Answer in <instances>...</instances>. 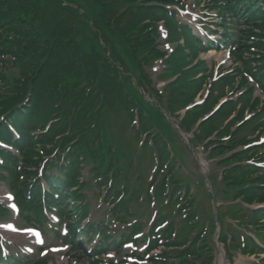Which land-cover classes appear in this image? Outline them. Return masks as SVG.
Here are the masks:
<instances>
[{
    "label": "trees",
    "instance_id": "1",
    "mask_svg": "<svg viewBox=\"0 0 264 264\" xmlns=\"http://www.w3.org/2000/svg\"><path fill=\"white\" fill-rule=\"evenodd\" d=\"M71 1L78 5V9L67 6L66 3ZM101 2L102 0H0V46H3L0 47V53L15 55L17 58L15 64L19 65L15 70L0 71V116L7 113L5 115L10 121L22 116L24 112L30 117L32 114L38 115L39 124L34 127L19 128L26 167L35 166L34 164L41 160L33 162V159H29V154L35 153L36 156H43L47 153L48 148L44 145L52 141L55 132L64 127L77 132L86 123H89L92 128H97L98 133L84 153L91 152V156L101 154L102 157L104 156L101 160L105 163V150L109 149L111 140L116 141V132L119 131L123 140L121 144L116 145L119 148L116 147L114 150L118 161L121 160L123 169L111 167L110 170L118 172L114 180L117 185L123 181L134 188L132 179L127 176L126 172L129 171L130 166L135 164L139 156H137L138 150L133 152L125 146L126 140L131 139L133 149L137 148L136 141H139L140 131L158 127V124L152 121L155 119L150 112L152 105L144 100L138 86L142 88L150 86L152 94L158 98L165 97L169 102L174 97L175 89L173 88H177L180 79L168 85L167 95L155 89L153 74L147 67L153 63V59L158 57L155 36L152 39L151 37L146 40L142 39L141 49L135 42L140 27L142 30L145 29L144 34L148 35L152 30L150 26H154L153 21H151L152 24H148L149 18L142 13L143 11L132 12L126 21L122 20L123 17L117 19L123 12L131 11V6L135 5L137 0L105 2L102 11L97 13ZM143 7L145 11L156 12L159 17L160 14L156 9H163L159 4L152 6L144 3ZM87 18L93 19L97 29L92 30L95 36L94 48L88 45L91 44L92 39L88 35L91 32L86 27ZM81 30L85 31L82 42H80ZM152 32L154 33V30ZM100 36H103L106 47L102 44ZM36 63L39 65L38 68ZM118 65L137 79L138 85H135L131 76L124 75ZM33 66L36 70L29 74ZM171 71L172 68H169L167 74L161 78L169 80L174 76L170 73ZM194 74L192 72L190 76ZM178 75L181 78L183 73H178ZM80 80L84 82L78 89L77 83ZM71 81L72 84H69ZM73 96L77 97V102L75 98L71 99ZM40 98H44L45 106H49L52 112L47 113V109H41V112L35 109L39 105ZM58 98L59 102L56 103ZM70 100L76 102V106L72 107V114L69 113ZM170 103V106L176 104L173 101ZM134 111L139 113L141 130L134 124ZM56 117L60 118V121L53 125L51 137L46 134L30 135L31 129V133L43 130L46 123ZM6 132L9 134L8 130ZM166 133L170 136L175 135L171 128ZM157 139L161 146V149L156 146L158 157H160L158 160L161 164V169L155 177V180L159 181L156 190L159 193L158 202L164 209L174 206L176 217H180L182 225L174 244L172 239L175 227L173 225L161 232L166 244L173 245L177 249L175 252L168 251L174 260L167 259L162 261V264H212L215 259L212 245L213 233L212 230L208 231L207 227L213 222V213L208 211V206L205 204L212 195L207 190L203 191L204 201L202 202H197L196 195L189 194L186 198L177 196L180 191V181L177 179L180 172L176 170V166L180 162H185V152L174 144L173 147L167 145L164 137H155V142ZM40 145H42V150L37 152V147ZM121 145L126 149V156L123 154ZM145 146L149 151L151 161L154 162L151 153L153 147L148 143ZM67 148L68 143H63L62 153ZM67 155L68 161L62 166V171H67L72 186L78 185L85 188L79 181L81 172L73 166L74 160H78L81 156L79 148L68 151ZM167 162L171 163L170 189L172 194L170 202L165 205L167 195L164 189L167 180L163 178L168 174L164 170ZM24 174H29L27 168ZM99 174H104L98 176L104 178L98 185H107V172L100 170ZM47 177L48 179L58 178L56 176ZM185 180L188 185L192 183L189 179ZM66 184L69 185L67 181ZM135 188L136 192L138 186L136 185ZM242 189H249L251 192L258 191L256 186L251 187L250 184ZM247 198H251L250 193H247ZM37 201L38 198H33L26 203L35 205ZM201 213L202 215L199 216ZM167 218L164 216L163 220ZM160 223L159 219L156 225H161ZM136 228H142V225L137 224ZM152 235L155 236V245H159L161 241L158 233L155 232V227ZM169 253L165 256H170ZM156 259L161 260V258Z\"/></svg>",
    "mask_w": 264,
    "mask_h": 264
},
{
    "label": "rangeland",
    "instance_id": "2",
    "mask_svg": "<svg viewBox=\"0 0 264 264\" xmlns=\"http://www.w3.org/2000/svg\"><path fill=\"white\" fill-rule=\"evenodd\" d=\"M105 2L110 3V2H115V0H102V2L99 5V9L97 10V13H99L100 10L102 11ZM149 2L163 3L164 1L162 0H137V3L131 6V9H132L131 11L127 10L123 12L122 15H120L119 18L117 19H120L123 17L122 20L126 21L127 19H129V16L132 12L137 13V12L143 11L142 13L144 15H147V17L151 21H153L154 19L152 18L154 16L156 17L157 13L145 11V7H143L144 3H149ZM180 6L183 7L184 12L179 11V15L177 17L178 21L180 20L184 23L191 22L193 25L197 24L199 27H201V22L203 18L207 19V17L209 16L207 15L209 14L208 9L204 7L205 6L204 3H202L199 7L195 5V0H185L183 4ZM86 27L89 28L88 23H86ZM141 28L142 27H140V30L137 33L138 36H136L135 38L136 39L135 42L139 46L140 49H141L140 43L142 39L146 40V38H150L152 36L151 32H149L148 35H145L144 34L145 32L143 31L145 29L142 30ZM170 29H171V32L174 33L172 28ZM84 33L85 31L81 30L80 42H82ZM88 35L92 39L91 44H88V45H91L94 48L95 47V41H94L95 36L92 33L90 34L88 33ZM17 37H20V36L17 35ZM0 47H3V46H0ZM182 53L184 55L176 54L175 56H172L169 59L165 60V64H167V66L172 68V71L170 72L171 74L177 75L178 73H181V72L183 73V76L179 78L180 79L179 85L177 86V88H173L175 89L174 97H172L168 103L171 104L170 103L171 101L177 103V104H173L174 106H172V109L173 111L177 113V115H180V117H183L184 112H185L184 110H187L188 112L186 113L185 122L187 123L188 128L192 130L193 132H195L196 130V132H198L199 134L200 133L203 134L202 140L200 141V144H202V146H200L199 148V151H200L199 153L200 155L203 156L204 159H207L211 155L210 157L211 161L207 159L208 160L207 166H209L208 172L213 173L214 176H219V177L222 174L223 177L225 178L223 186H221L220 188L223 192H226V193H225V196H223L224 198L223 197L220 198L221 200L219 203L222 204L223 202H226L230 204L231 201L233 203V200H229L232 194L237 193L239 189L241 188L243 182L246 180V176H244L243 173H239V167L236 165L237 163H240L242 161V158L241 159L238 158L237 154L234 153V150L236 147L232 145V142L228 140L227 136L223 135L214 126L213 121H211V112L206 110L207 99H205L204 97L207 94L208 89L205 88L203 92L199 93L198 88L195 86L193 77L190 76L189 72L191 70V65L187 66L185 63L191 62V64H193L192 58L194 54H193V50L191 49V44H189L186 47V51H183ZM201 54H202L201 55L202 59L203 57L207 59L210 69L214 66H215L214 67L215 69L216 66H218L219 64H222L221 65L222 69L226 70V69L232 68L234 65L232 63L235 62L234 59L227 60L226 56L220 52H216L214 54L202 52ZM8 62L10 63L17 62L16 56L0 53V71L1 72L6 70V67L8 65H12L10 63L7 65ZM18 62H20V60ZM239 63L240 62H237V64ZM160 64L162 67L161 69L164 70L165 67L162 66L161 62ZM13 65L15 69H17L19 66L18 64H13ZM38 67L39 65L37 64V68ZM35 70L36 68L35 66H33L32 70L29 71V74H31ZM83 82H84L83 80H80L77 83L78 89H80ZM69 84H72V81ZM154 85L157 86V89H160L162 92H164L165 89H164V86L162 85V82H159V83L156 82L154 83ZM74 98L75 96H73L71 99H74ZM75 100L77 102L78 100L77 97L75 98ZM58 102H59V98L56 103ZM76 102L74 103L72 100L69 101V108H70L69 113L70 114H72V107L76 106ZM195 103H197L195 107L193 106V108L191 107L190 109H187L188 107L192 106ZM41 105L42 106L40 108L44 109V105L43 104ZM45 109H47V113L52 112L49 106H45ZM23 120L24 122L29 121L30 122L29 125L31 127H34L37 124H39V120L37 119L32 120L30 115L28 114L24 115ZM72 127L74 129V126ZM6 131H7V128L3 125L0 128V132L6 133ZM97 131H98L97 128H92L89 123H86L85 125L81 126V130H78L77 132L75 130H71L67 127H64L62 130L56 132V135L62 136L64 138L62 142H61V138H57V140L60 141L59 142L60 146H62L63 143L69 144L70 141L74 142L72 135L74 134V138H75V135L81 132L82 134L81 139H79V141L76 140V142L74 143L77 144L79 151L82 152L83 154L87 150V146L91 144V141L93 140L94 136L98 133ZM50 134H52L51 131H49L46 135L51 137L52 135ZM75 148L78 149L77 147ZM204 148L207 151H205ZM67 149L72 151L74 148L73 146H68ZM85 155L88 156L89 154H85ZM28 157L29 159H33V162L37 161V159H42V156H36L35 153L29 154ZM90 158L91 157H87V158H84L83 160L89 159V163L91 162L100 163L101 159L99 157H97L96 160H93ZM192 159H193V156H192ZM192 159L190 161V167L192 168V170L195 173L197 172L203 175L206 168L197 162H196L197 163L196 165ZM214 159H216L215 162H214ZM186 161L188 162L187 156H186ZM89 163H87L84 166V168L87 169L89 167L88 166ZM34 165L35 167H37V170L34 171L36 175L39 174L40 176H42L43 174V177H45V175L48 174V173L47 174L43 173L44 168L42 166L41 160L35 163ZM58 170L59 169H57L56 167L54 168L55 172H57ZM35 174L31 173L29 175V179H32ZM216 182L218 183L217 180ZM6 190H7V187L4 185V183L0 182V201L2 203H6V199H4ZM89 191L91 194H93V196H91V199H90L91 206L94 208L92 210V214H94L95 220H99L101 219V216L106 211H108V209H110V207L112 206L111 204H109V202H105L102 209H100V211L97 212V210H99V208L101 207L99 205L102 203L101 201H103V198L102 196H99L98 200L100 201H96V198H95L96 192L94 194L92 193L91 190ZM103 192H104V189L101 192V194H103ZM129 194H132V193H129ZM225 199H228V200L224 201ZM240 202L241 201H239L238 203ZM258 202L259 201H256L255 204H257ZM96 204H98L97 207H95ZM210 207L211 205L208 204V210ZM232 210L237 211V209L235 208H232ZM50 218L53 223L57 221L55 217L53 216H51ZM5 222H16L18 224L17 226L19 227V229L31 227L28 222H25L23 219L19 218L16 213H12L11 216L7 217V220H5ZM229 223L231 226L236 227V224L238 222L232 220ZM51 227L55 228L52 226L51 222L41 223L40 226L37 227L46 236L43 238V240H41L39 236L38 237H35V235L24 236V235L13 233L11 231L2 230L0 228V237H1L0 241L4 242V245L7 247V248L6 247L0 248V250H3L4 252L3 254L4 258L12 257L15 255V256L20 257L21 260L25 259L26 260L25 264H29V263L33 264L35 261H41V262L47 261L49 264H85L86 263V261L84 260L86 259L85 255L80 256L79 253H76L73 249H70L71 247L66 246L65 239L64 237L62 238V235L65 233V231H54ZM215 230H216V227L215 226L212 227V232H215ZM1 242H0V245H2ZM233 255H234L233 263L229 262V260L226 259L225 264H258L257 258L248 257V256L244 257L243 255H240L239 253H234V252H233ZM218 258H219V255H218ZM116 259L119 261V258H116ZM12 261H16V260H12ZM218 263L219 261L217 259L215 264H218Z\"/></svg>",
    "mask_w": 264,
    "mask_h": 264
},
{
    "label": "bare ground",
    "instance_id": "3",
    "mask_svg": "<svg viewBox=\"0 0 264 264\" xmlns=\"http://www.w3.org/2000/svg\"><path fill=\"white\" fill-rule=\"evenodd\" d=\"M218 261H219L218 264H223L224 263V255L220 256Z\"/></svg>",
    "mask_w": 264,
    "mask_h": 264
},
{
    "label": "snow or ice",
    "instance_id": "4",
    "mask_svg": "<svg viewBox=\"0 0 264 264\" xmlns=\"http://www.w3.org/2000/svg\"><path fill=\"white\" fill-rule=\"evenodd\" d=\"M37 235H39V233H37Z\"/></svg>",
    "mask_w": 264,
    "mask_h": 264
}]
</instances>
